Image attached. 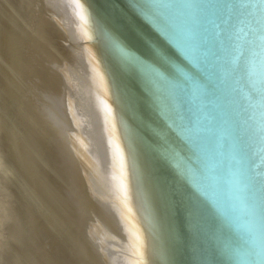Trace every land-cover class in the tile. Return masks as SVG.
I'll use <instances>...</instances> for the list:
<instances>
[{
  "label": "water",
  "instance_id": "95a60500",
  "mask_svg": "<svg viewBox=\"0 0 264 264\" xmlns=\"http://www.w3.org/2000/svg\"><path fill=\"white\" fill-rule=\"evenodd\" d=\"M74 1L67 47L110 91L140 260L264 264V0Z\"/></svg>",
  "mask_w": 264,
  "mask_h": 264
},
{
  "label": "bare ground",
  "instance_id": "6f19581e",
  "mask_svg": "<svg viewBox=\"0 0 264 264\" xmlns=\"http://www.w3.org/2000/svg\"><path fill=\"white\" fill-rule=\"evenodd\" d=\"M75 6L0 0V264H143L110 91L67 47Z\"/></svg>",
  "mask_w": 264,
  "mask_h": 264
},
{
  "label": "snow or ice",
  "instance_id": "6c2138e0",
  "mask_svg": "<svg viewBox=\"0 0 264 264\" xmlns=\"http://www.w3.org/2000/svg\"><path fill=\"white\" fill-rule=\"evenodd\" d=\"M106 36L111 44V47L118 53L122 62L128 67L138 70L137 60H141V59L146 60V59L142 58L141 56L137 55L135 52L128 49L126 46L123 45V43L119 39L114 38L107 34ZM168 45L176 52L175 48H173L170 44ZM176 54L179 55L178 53Z\"/></svg>",
  "mask_w": 264,
  "mask_h": 264
}]
</instances>
